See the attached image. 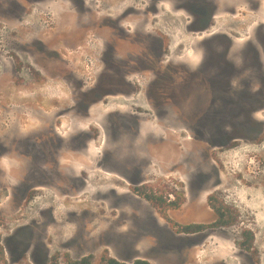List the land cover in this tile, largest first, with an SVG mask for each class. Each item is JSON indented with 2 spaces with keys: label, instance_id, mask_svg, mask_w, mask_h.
<instances>
[{
  "label": "rangeland",
  "instance_id": "obj_1",
  "mask_svg": "<svg viewBox=\"0 0 264 264\" xmlns=\"http://www.w3.org/2000/svg\"><path fill=\"white\" fill-rule=\"evenodd\" d=\"M25 1L28 0H0V149L3 152L0 237L3 242L9 240L12 229L17 230L16 225L35 224L31 234L36 241L41 236L46 238L48 246L42 241L41 245L49 253H67L72 258L90 255L92 264L99 263L105 250L118 261L140 257L151 264H181L186 258V262L193 264H264V105L259 108V87L243 89L237 79L216 89L206 82V77L205 83H193V89L175 86L172 102L158 107L154 113L140 98L117 97L92 106L88 117L77 118L76 122L68 115L56 118L53 114L67 107L64 101L71 91V87L68 90L58 82L66 79L71 69L80 72L74 75H85L96 70L99 64L97 57L68 52L50 57L35 52L41 48V39L46 49H75L79 47L82 29H78L76 36H59L56 28L61 20L57 19L54 1L41 5ZM98 2L106 6L109 19L118 22L110 26V40L116 39L114 33H125L131 39L141 34L156 36L165 44L167 57L163 60L196 69L207 54L202 41L212 35H227L233 40L227 60L237 65L242 72L240 77L251 76L242 66L245 44L257 26L264 27V0H223L212 28L201 35L187 31L190 18L174 9L170 1H161L155 15L145 11L148 0H97L95 3ZM41 8L45 14L41 15ZM230 8L234 11H225ZM6 13L10 18L22 17L23 24L18 25L17 21L10 24L1 15ZM17 48L31 51L20 57L7 53ZM120 49L119 55L127 51L126 46ZM14 58L23 67L19 77L25 83L22 87L8 84L14 79ZM59 58L61 63L57 62ZM41 71L48 83L40 90L38 85L29 82ZM174 82L178 85L181 79L176 78ZM129 107L141 114L139 118L147 120L142 127L146 126L149 131H143L141 138L152 135L153 142L148 148L125 151L122 163L126 166L128 158L141 155L144 148L151 151L153 158L136 186H145L164 200L167 195L179 197V209L164 214L169 222L153 205L133 194L128 182L101 169L105 155L118 149L117 138L106 132L110 123L105 118L112 113L131 112ZM40 119L44 120L46 129L56 124V133L62 139L69 138V129L74 125L78 132L92 130L85 149L76 154L64 151L59 155L62 170L73 164L75 173L83 176L75 195L65 197L57 190L25 185L26 171L37 164H31L32 158L24 155L23 148L16 147L13 136H24L25 143L19 142L23 145L27 140L30 145H38ZM126 148L134 147L128 144ZM21 189L31 196L21 197ZM210 196L237 212L236 223L229 228L193 235L177 233L185 225L208 226L214 221ZM141 216L152 219L156 226L149 237L143 236L147 231L140 225L146 220ZM40 222L45 229H38ZM170 222L176 225L175 229ZM243 230L253 235L250 251L237 246ZM27 258L24 254L23 260L15 264H31ZM4 264L12 263L7 260Z\"/></svg>",
  "mask_w": 264,
  "mask_h": 264
},
{
  "label": "flooded vegetation",
  "instance_id": "obj_2",
  "mask_svg": "<svg viewBox=\"0 0 264 264\" xmlns=\"http://www.w3.org/2000/svg\"><path fill=\"white\" fill-rule=\"evenodd\" d=\"M46 1H54L57 8V19L61 20L56 28L57 35H63L64 38L67 34L76 36L75 33L78 29H82L78 37L79 47L75 49H46L41 39V48H37L34 51L41 53V56L49 55L50 57H58L62 52H68L71 55L97 57L96 61L99 64L96 70H92L85 75H74V73L80 72L76 69H71L66 74V79L58 82L64 85L63 88L66 87L68 90H70L71 87V91L66 101H64V105L67 107L64 108L62 112L53 114L56 118L68 115L73 122H76L77 118H87L88 111L92 106L104 102L109 98L117 97L128 99L138 98V100L140 98L142 104L146 105V107L154 113L158 107L172 102L173 88H176L175 86H179L178 88L180 89H193V83H205L206 77L208 78L206 82L216 89L225 85L228 86L237 79L243 89H248L249 86H257L259 87L257 94L260 96V101L258 103L261 104L259 108L264 105L263 26H257L250 40L245 44V58L242 66H245L246 69L250 71L251 76L244 79V77H240L242 72L238 71L237 65L227 60L228 53L233 47V40L227 35H212L202 41L201 44L205 48L203 50L207 52V54L204 55L199 66L194 69L188 64H174L171 60H163V58L167 57L165 44L163 39H158L156 36L141 34L139 37L131 39L128 38L125 33H114L113 35L116 36V39L110 40V26H116L118 22L109 19L108 13L105 11L106 6L104 7L101 2L96 4L95 2H97V0H28L25 2L41 5ZM161 1L164 0H148L149 5L145 10L146 13L155 15L157 12V5ZM166 1H170L174 9L184 12L190 18L187 31L190 34L197 35L206 33L212 28L215 15L223 4V0ZM225 11L231 13L234 10L230 8V10ZM8 14L9 13L1 14L5 17L7 22L17 21L19 23L18 25L23 24L22 17L10 18ZM23 14H25V11ZM42 14H45V12L41 8V15ZM70 23L71 25L69 26L68 24ZM101 39H104V42H101ZM218 45H220V49L217 48ZM120 46L127 47V51L123 55L118 54V52L121 51ZM30 51L31 50L25 48H17L9 49L7 53H10L12 56L20 57ZM57 62L61 63V59H57ZM13 63L14 69H12V71L14 79L9 81L8 84L12 87H22L25 83L23 80H20L19 77L21 76L23 67L20 61L15 58ZM44 76V73L41 71L38 77H35L29 83L38 85L41 90V87L46 86L48 83L44 80ZM176 78H178V80L181 79L178 85H175L177 82H174ZM39 104H41V97H39ZM243 104L246 107V102ZM129 110H131V112L125 110L124 113L108 114L105 118V122L108 121L110 123L108 125L110 127H108L106 132L110 136H115L117 138L118 145L116 148L118 149L117 151L111 150L105 155L103 158L105 165L103 166V164H101V169L117 179L128 182L133 194L142 197L145 201V194L159 196L167 203L169 201H174L176 198L179 201L178 196L174 197V195H171L170 198H168L167 195L164 200L161 195H157L153 191H148L145 186H136V184L141 183L140 179H143L146 174L144 172L153 158L151 151L147 149L153 142V138H151L152 135H146L148 139L145 138L143 140L141 138L143 131H149L146 126L142 127L143 124L146 125L147 120L139 118L141 114L138 113L136 109L134 110L129 107ZM38 115L41 117V113ZM162 116L163 115L160 114L161 118ZM40 121V135L37 139L38 145L35 143L30 145L28 140L26 144L23 145L19 142L25 143L26 140H24V136L18 134L13 136V141L17 144L16 147L23 148L22 152L24 155L32 158L31 164H37L31 171H26L24 176L25 185L36 184L41 187V189L57 190L59 194L65 197L75 195L78 183H81L83 176H78L75 173L73 164L62 170L60 168L59 155L64 151L76 154L79 150L85 149L87 142L91 139L92 130H89V132H78L77 128L74 127L75 125H71L73 127L69 129V138L62 139L56 133V124L48 125L46 129L44 127V120L40 119ZM79 142H82V144L79 145ZM128 144H130V147L134 148H126ZM141 144H143L142 147L138 148ZM143 146L148 147L143 149L144 151L141 155L128 158L129 163L126 164V166L123 165L122 162L125 151L129 149L137 151L143 148ZM2 155L3 152L0 149V158ZM59 185H64L66 188L61 189L58 187ZM22 190L23 189H21V191ZM134 190L138 191L136 192ZM19 195L24 199L31 196L24 191ZM155 208L157 209V207ZM157 210L161 213V216L169 222L164 214L167 211L173 210ZM50 217L52 220V216ZM140 218H145L146 220L144 225H140L141 227L143 226L145 232L147 231L143 236L149 237L150 232L153 231L154 233L156 229L154 221L144 216ZM171 223L172 222L169 223L170 226ZM133 224L134 221H132L131 225ZM33 225L35 224L24 226L16 225L17 230L12 229V231H10V238L7 242H3L0 237V264L6 263L7 260L12 264L19 263L23 260L24 254L27 255V259L31 261V264H51L54 260L58 264H64L65 255H68L70 259L74 261H79L90 256L83 255L80 258H72L67 253H49L45 249V246H48L46 238L41 236L39 241H36L35 236L31 234V232L34 231ZM37 227L41 230L45 229L41 222ZM171 228L174 229L172 226ZM44 234L46 235L45 232ZM41 241L45 246L41 245ZM8 247L12 248V250ZM108 256L112 258L109 253ZM112 259L122 264H136L137 262L151 264L148 259L140 257H132L128 259V261H118L116 258ZM186 260L188 259H184L181 264H193V262H186ZM92 263L93 258H91V264Z\"/></svg>",
  "mask_w": 264,
  "mask_h": 264
},
{
  "label": "trees",
  "instance_id": "obj_3",
  "mask_svg": "<svg viewBox=\"0 0 264 264\" xmlns=\"http://www.w3.org/2000/svg\"><path fill=\"white\" fill-rule=\"evenodd\" d=\"M138 191V190H134ZM146 201L153 204L157 209L160 211H166V210H177L179 209L180 203L178 199L176 198L174 201H169L168 203L166 201H163L161 197L155 196L153 194H145ZM209 205L213 211L214 221L208 226L204 225H189L184 226L178 230H176L179 234H196L200 233L206 229H219V228H229L232 227L238 218V214L234 209H231L227 206H224L223 203L217 202V199L214 196H210L208 198ZM171 226L175 229L176 225L174 223H171ZM253 246V235L251 231L249 230H243L240 235V240L238 242V248L243 251H250ZM91 256H88L87 258H83L79 261L71 260L68 255H65V263L64 264H91ZM51 264H58L55 262ZM98 264H122L117 262L116 260L109 258L108 252L104 251L102 255L100 256V261ZM136 264H148V263H142L137 262Z\"/></svg>",
  "mask_w": 264,
  "mask_h": 264
},
{
  "label": "bare ground",
  "instance_id": "obj_4",
  "mask_svg": "<svg viewBox=\"0 0 264 264\" xmlns=\"http://www.w3.org/2000/svg\"><path fill=\"white\" fill-rule=\"evenodd\" d=\"M141 240H142V238H141ZM144 240V239H143ZM147 244V243H146ZM143 245V244H142Z\"/></svg>",
  "mask_w": 264,
  "mask_h": 264
}]
</instances>
